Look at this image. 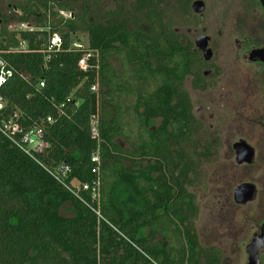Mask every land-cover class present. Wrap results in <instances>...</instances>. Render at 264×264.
<instances>
[{
  "label": "trees",
  "instance_id": "trees-1",
  "mask_svg": "<svg viewBox=\"0 0 264 264\" xmlns=\"http://www.w3.org/2000/svg\"><path fill=\"white\" fill-rule=\"evenodd\" d=\"M10 9L0 10V57L14 71L0 88V264H223L218 247L200 242V207L188 190L210 154L184 87L191 78L199 89L208 66L194 43L182 42L153 0H121L108 12L86 0ZM145 11L158 19L154 34L132 29ZM78 33L98 52V68L90 59L80 69L83 53L70 48ZM54 34L63 45L48 52ZM9 122L22 132L42 128L43 152L33 158L12 142ZM97 181L99 201L81 187ZM65 206L71 216L62 215Z\"/></svg>",
  "mask_w": 264,
  "mask_h": 264
},
{
  "label": "rangeland",
  "instance_id": "rangeland-1",
  "mask_svg": "<svg viewBox=\"0 0 264 264\" xmlns=\"http://www.w3.org/2000/svg\"><path fill=\"white\" fill-rule=\"evenodd\" d=\"M25 1L0 0L2 14L10 16L11 5ZM86 1H98L107 12L115 10L121 2ZM195 1L205 5L202 17L192 11ZM153 2L161 10L164 22H174V29L183 43L187 40L194 43L203 35L211 38L210 48L214 54L208 63L212 73L208 76L207 86L195 92L190 80L184 85L190 94L194 114L203 125L206 133L203 144L209 146L210 153L200 159L198 176L188 190L200 207L196 229L201 244L218 247L224 255L223 264H247L246 248L264 222V87L260 67L242 58L238 53V41L246 37L264 41V10L259 0ZM147 13H138V25L133 22L131 26L154 34L158 31V19L147 17ZM93 19L90 15L88 21ZM16 24L12 23L10 29L15 30ZM50 24L55 25L56 21ZM77 39L85 45L88 43L86 33H78L74 41ZM240 141L255 151L250 165L236 162L233 146ZM117 143L126 147L121 139ZM243 184L254 185L256 195L252 202L238 205L234 201V192ZM61 213L72 215L69 206ZM260 263L264 264V250L260 253Z\"/></svg>",
  "mask_w": 264,
  "mask_h": 264
},
{
  "label": "built area",
  "instance_id": "built-area-1",
  "mask_svg": "<svg viewBox=\"0 0 264 264\" xmlns=\"http://www.w3.org/2000/svg\"><path fill=\"white\" fill-rule=\"evenodd\" d=\"M17 31H30L34 32L37 31L36 27L33 25V23H26V24H19L16 26ZM48 52L58 51L63 45L62 38L59 34H54L49 38L48 41ZM70 48L75 52H81L83 53V58L79 61V67L81 70L86 71L89 67V61L90 59L94 60V66L96 68L99 67V54L97 51H92L88 49V45L83 44L81 41H73L70 45ZM14 74L13 69L8 65V63L0 57V88L1 86L6 82V80L10 77H12ZM41 87L45 86V83L42 82L40 84ZM92 90L95 91L96 87H92ZM3 99L0 97V110L3 109ZM51 120L48 119V122ZM11 131L12 133H21V136L19 138V142L13 141L12 137H10L9 134H7V131ZM5 135L8 136V138L14 142L15 144L22 147L23 151L34 158L35 155L40 154L43 152L45 143L43 140V129L42 128H35L31 129L27 132H22V130L19 128L18 125H15L13 122H9L5 125L4 130ZM91 133L92 137L94 139L99 137V121L96 117L91 118ZM92 163L95 165V168L93 169V173L97 174L99 176L100 168H101V161L99 159L98 154H95L92 159ZM64 173H69L70 168L64 167L63 168ZM75 187L77 188V191H79L78 188H83L84 190L88 191L91 190L92 198L96 201H99L100 199V182L97 181L94 183L93 186H90L89 184H84L80 187L78 183L75 182ZM74 193L75 191L72 190Z\"/></svg>",
  "mask_w": 264,
  "mask_h": 264
},
{
  "label": "water",
  "instance_id": "water-1",
  "mask_svg": "<svg viewBox=\"0 0 264 264\" xmlns=\"http://www.w3.org/2000/svg\"><path fill=\"white\" fill-rule=\"evenodd\" d=\"M264 10V0H259ZM205 10V5L202 1H195L192 4V11L200 15ZM209 37L202 36L195 40V46L198 48L203 55L206 62H209L213 57V52L208 48ZM254 57H260L264 60V50H257L252 54ZM233 149L236 152V162L239 165L248 164L250 165L255 156L254 149L249 146L246 142L240 141L234 144ZM256 195V188L252 184H243L238 187L234 192V201L238 205H246L254 200ZM264 250V222L260 227V232L255 234L250 244L247 246L246 251L248 254L247 264H261L260 253Z\"/></svg>",
  "mask_w": 264,
  "mask_h": 264
},
{
  "label": "flooded vegetation",
  "instance_id": "flooded-vegetation-1",
  "mask_svg": "<svg viewBox=\"0 0 264 264\" xmlns=\"http://www.w3.org/2000/svg\"><path fill=\"white\" fill-rule=\"evenodd\" d=\"M259 3H260V1H259ZM260 5H261V3H260ZM200 37H202V36H200ZM200 37H198V38H200ZM210 43H211V38L209 37L208 48H210ZM194 47H195V50L199 51L202 55V52L198 48H196L195 42H194ZM257 50H264L263 39L262 40H260V39L251 40L248 37H246L243 40L238 41V53L242 54V58L244 60H246L247 62H249V64L257 65L258 67H260V69H261L260 77H261L262 87H264V60L260 57H254L253 58V56H252V54ZM212 52H213V50H212ZM202 58H203V55H202ZM203 60H204V58H203ZM204 62H206V61L204 60ZM209 62H206L207 65ZM211 73H212V67H210V65H208L207 68L202 73L204 83L200 86L199 89H197V90L194 89L195 92H199V91H202L205 89V87L207 86V80L209 79L208 76H210ZM186 80L191 81V78H187ZM191 85H192V83H191Z\"/></svg>",
  "mask_w": 264,
  "mask_h": 264
}]
</instances>
